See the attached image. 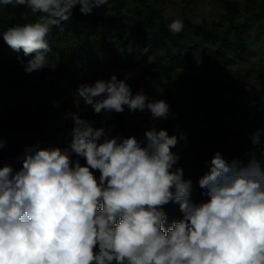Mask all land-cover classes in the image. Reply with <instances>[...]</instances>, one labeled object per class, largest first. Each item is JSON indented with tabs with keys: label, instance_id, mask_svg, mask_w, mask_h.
<instances>
[{
	"label": "clouds",
	"instance_id": "1",
	"mask_svg": "<svg viewBox=\"0 0 264 264\" xmlns=\"http://www.w3.org/2000/svg\"><path fill=\"white\" fill-rule=\"evenodd\" d=\"M0 5L27 9L23 22L2 36L13 51L30 57H18L26 74L47 68L52 48L46 38L77 5L83 15L110 7L109 0ZM168 27L180 33L183 21ZM127 79L112 75L83 83L76 96L106 119L125 106L133 113L148 110L153 120L168 118L164 100H150L143 90L133 94ZM63 119L74 125L69 146L37 142L16 157L18 168L0 167V264H264V161L257 157V151L264 156V129L252 133L247 162L213 155L198 181L206 199L197 203L173 152L180 141L187 144L183 133L153 126L138 139L113 135L114 127L103 121L94 127L78 111ZM5 146L0 140V149ZM170 202L179 204L183 216L165 227Z\"/></svg>",
	"mask_w": 264,
	"mask_h": 264
},
{
	"label": "trees",
	"instance_id": "2",
	"mask_svg": "<svg viewBox=\"0 0 264 264\" xmlns=\"http://www.w3.org/2000/svg\"><path fill=\"white\" fill-rule=\"evenodd\" d=\"M167 2L109 0L111 11L99 13L96 8L89 15L81 14L77 5L70 19L54 27L46 38L52 48L47 68L31 74L25 73L18 60L19 57L26 62L30 57H24L22 50L13 51L2 37L8 27L23 22L21 13L27 9L0 5V140L6 142L0 149V167L9 163L18 168L16 157L26 146L34 145H19L15 142L17 137L31 134L42 146H69L74 125L71 119H63L69 111H78L82 118L93 121L94 127H100L103 121L104 126L114 127L113 135L119 133L127 137L123 114L132 113L127 106L123 113L111 114L110 119L103 113L92 114L73 106L77 88L85 83L84 69L73 72L75 82L69 85L71 80L66 75L69 64L54 54L71 38V45L64 47L70 51L69 59L81 62L82 67L88 62L114 63L123 54H128L131 63L145 62L144 74L158 81L164 90L163 99L169 105V115L163 119L162 127L173 129L183 124L187 128L183 134L188 143L198 138L202 142L203 148L191 156L178 153L181 159L177 166L183 168L184 179L192 181V195L202 191L199 178L209 171L216 152L228 161L239 158L247 162L252 133L264 129V110L259 109L257 97L245 101L243 85L233 78H224L220 66L210 62L200 64L199 48L204 46L206 60L224 56L230 63L236 60V55L247 56L251 51L250 32L264 29V0H223L221 20L212 21L211 25L207 21L196 24L186 51L183 45L188 38V21L184 19L183 30L173 34L168 26L176 19L168 20L163 13ZM124 17L131 19L132 31L118 32V39H111V28ZM30 19L36 17L30 15ZM174 44L182 47L175 50ZM104 50L107 56L101 55ZM34 92H38L34 101L41 116L30 114V120L19 121L18 117L23 115L20 102L28 105ZM253 109L258 110V117L252 115ZM51 117L58 122L50 125ZM228 120L243 122L242 127L233 129ZM261 143L264 144V134ZM257 157L264 161L259 151ZM80 161L85 163L83 158ZM164 211L168 216L165 227L183 216L179 204L174 202L165 205Z\"/></svg>",
	"mask_w": 264,
	"mask_h": 264
},
{
	"label": "rangeland",
	"instance_id": "3",
	"mask_svg": "<svg viewBox=\"0 0 264 264\" xmlns=\"http://www.w3.org/2000/svg\"><path fill=\"white\" fill-rule=\"evenodd\" d=\"M158 4L159 0H153ZM168 2L163 7L164 16L168 19H187L188 38L185 40L183 50H187V45L191 43L193 38V32L195 25L203 21H207L210 25L212 21L221 20V15L224 10L223 0H167ZM243 1V0H241ZM105 11H111V7L108 5L98 8L99 13ZM133 23L129 17H124L118 21L115 26L111 28L110 38L115 39L118 37V32H130L132 31ZM249 40L251 45V51L247 56L236 55L235 61L227 63L224 56H218L217 59L210 58L206 60L203 53L204 46L199 48V62L200 64L213 63L221 67V75L230 79L233 78L238 84L243 85L242 96L245 101H248L254 97H257L256 102L260 104V110H264V29L259 31L253 29L249 34ZM73 38L69 42L63 44L54 54L55 57L61 60L63 63L69 64V68L66 71V75L70 77L69 85L75 82L73 72L81 68L84 69L85 83H94L98 79L108 80L112 75H116L118 79H125L127 76V83L131 86L134 93L143 90V92L149 97L150 100H164V90L161 88L158 81L144 74L145 62L140 60L136 63H131L128 54H123L121 58L117 59L114 63L105 62L102 64H93L88 62L82 67L81 62L77 60L69 59V49L65 48V45H71ZM182 46L173 45L175 50L180 49ZM102 56H107V50L101 53ZM211 55H214L213 53ZM213 57V56H212ZM37 71L33 72L36 73ZM207 74V73H204ZM43 93H46V89L42 88ZM38 97V92H34L29 97L30 103L25 105V102H20L23 106V115L18 117L19 121L30 120V114H36L41 116L36 110V102L34 101ZM76 102H79V109L75 106ZM72 104L77 110H88L94 114L93 109L90 106H86L81 99L75 96L72 99ZM252 104V103H251ZM112 114H115L113 112ZM252 115L258 117V110L253 109ZM123 118L127 125V137L135 135L138 139L142 138L145 131L151 130L154 126L157 131L160 129L167 130L169 135H179L184 133L187 128L183 124H179L173 129L162 127L163 119L153 120L150 111L144 112L136 111L132 113H124ZM50 125L57 123V119L51 117L48 119ZM229 126L233 129L242 127L243 122H236L235 120H228ZM15 142L19 145L36 144L38 141L31 135H25L17 137ZM203 148L201 140L195 139L192 143L185 144L184 141H180L178 146L173 149V152L181 153L185 156H191ZM201 192H197L192 195L194 202H200L205 197L201 196Z\"/></svg>",
	"mask_w": 264,
	"mask_h": 264
}]
</instances>
